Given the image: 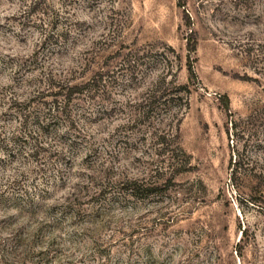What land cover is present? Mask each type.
Returning a JSON list of instances; mask_svg holds the SVG:
<instances>
[{"label":"rangeland","instance_id":"rangeland-1","mask_svg":"<svg viewBox=\"0 0 264 264\" xmlns=\"http://www.w3.org/2000/svg\"><path fill=\"white\" fill-rule=\"evenodd\" d=\"M0 264H264V0H0Z\"/></svg>","mask_w":264,"mask_h":264},{"label":"trees","instance_id":"trees-1","mask_svg":"<svg viewBox=\"0 0 264 264\" xmlns=\"http://www.w3.org/2000/svg\"><path fill=\"white\" fill-rule=\"evenodd\" d=\"M55 38H57V36ZM49 39H53V37H51V35L43 36L42 43H45ZM186 45V49L189 52H192L193 45H190L189 42ZM188 76L189 78H194L191 68L188 69ZM95 82H97L96 79L92 78L90 82L87 81L84 83L73 84L63 78H56L50 73H38L32 79L25 81L27 88L32 85V89H29L26 97H24L22 100L11 97L9 101L7 100L8 108L13 109L16 112L14 115L20 120V124L22 126L26 124V118H29L31 115L29 112H27V108L33 106L32 103H35L38 108L45 105L48 106L46 110V114L49 118L48 122L46 121V118L40 117L38 113H35L32 116L33 125L36 127L43 125L40 121L42 119L44 122H47L44 123V125H48L52 122H55L56 119H60L62 117L67 123L72 124V119L69 115L70 112L68 111V104L74 99V97H84L87 94L94 93ZM183 88L185 89V87ZM158 92L159 89H156L155 93ZM47 97L50 98L49 102L45 101V98ZM222 101L224 102V106H227V98L225 96L223 97ZM3 146L7 147L6 143H4ZM168 158L172 161L171 155L168 156ZM123 184L124 185H122V187H124V191L126 193L132 197H139L135 193V191L138 189L135 181H128L124 182Z\"/></svg>","mask_w":264,"mask_h":264}]
</instances>
